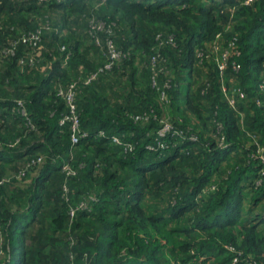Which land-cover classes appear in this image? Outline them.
Listing matches in <instances>:
<instances>
[{"label":"trees","instance_id":"obj_1","mask_svg":"<svg viewBox=\"0 0 264 264\" xmlns=\"http://www.w3.org/2000/svg\"><path fill=\"white\" fill-rule=\"evenodd\" d=\"M261 85L264 0H0V264H264Z\"/></svg>","mask_w":264,"mask_h":264},{"label":"built area","instance_id":"obj_2","mask_svg":"<svg viewBox=\"0 0 264 264\" xmlns=\"http://www.w3.org/2000/svg\"><path fill=\"white\" fill-rule=\"evenodd\" d=\"M41 1H44V0H41ZM57 1H60V0H57ZM247 1H249V0H247ZM220 35H217L216 40ZM37 39H38V35L36 33H31L27 36H22L21 40H22V42H28L29 44L36 46L35 44H36ZM96 42H98V41L96 40ZM108 43H109L107 45V48L109 49L107 52L108 61L103 66V68H105V69L110 68L113 65L114 61L119 58V53L114 49L113 44L110 41ZM233 46H234L233 42H228V47H226V45H224V46L217 45L216 42H214L212 45V53L215 57L214 61L217 64L220 76L223 74V71L227 67V58L229 55V47L232 48ZM208 56H211V54L209 53L207 55V57ZM65 59H67V57ZM95 76H96V74L90 75L89 78H87L84 81V83H87L89 80H91ZM260 87L262 89L264 88L263 85H261ZM75 88H76V82H72L68 86V88L65 92L60 90V93L64 96L65 102H66V104L68 106V110H69L68 115L64 116L62 121H65V120L70 121V128H71V132H72L71 133L72 144H76L80 139L86 138L89 136V132L82 131V129L79 126V118H78V115L76 112V103H75ZM237 94L241 98L244 97L243 93L240 91H237ZM171 130H173L172 126L168 122H163L162 127L158 130V134L160 136H164L167 132H169ZM98 134L100 135L102 133L99 132ZM113 139L116 142H119L118 138H113ZM263 155H264V153L262 155H260V157L264 161ZM63 170H66L68 173L71 171L68 164H65L63 166Z\"/></svg>","mask_w":264,"mask_h":264},{"label":"rangeland","instance_id":"obj_3","mask_svg":"<svg viewBox=\"0 0 264 264\" xmlns=\"http://www.w3.org/2000/svg\"><path fill=\"white\" fill-rule=\"evenodd\" d=\"M53 16H56L55 13L53 14ZM222 39H223V35H220V36L217 38V40L215 41V42L217 43V45H221V41H222ZM108 42H109V41H108ZM108 42H106V45L109 44ZM96 43L100 45V42H99V43L96 42ZM101 48H103V50H106V51L109 50L108 48H104L103 46H102ZM263 156H264V155H263Z\"/></svg>","mask_w":264,"mask_h":264}]
</instances>
